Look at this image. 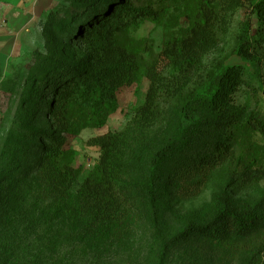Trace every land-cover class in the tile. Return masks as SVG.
<instances>
[{"label":"trees","instance_id":"obj_1","mask_svg":"<svg viewBox=\"0 0 264 264\" xmlns=\"http://www.w3.org/2000/svg\"><path fill=\"white\" fill-rule=\"evenodd\" d=\"M63 1L65 8L50 21L71 45L50 52L25 78L33 115L16 137L9 135L12 166L3 177L19 176L20 170L32 176L37 198L27 211L52 235L50 246L66 243L99 258L128 246L144 221L152 232L149 264H168L191 239L247 250V264H264V193L253 204L235 197L238 189L264 181V115L234 101L246 84L243 65L221 62L200 74L204 56L219 46L228 18L244 3L256 28L240 39L234 54L260 62L264 0H182L180 13L170 18V10L155 8L154 0ZM144 22L167 33L161 58L173 71L170 80L143 57L145 41L130 35ZM195 75L198 80L187 87ZM141 78L149 82L144 102L124 129L88 140L99 157L73 192L81 170L73 166L70 140L101 129L118 109V90ZM259 89L264 94V82ZM35 113L43 115L46 129L36 127ZM224 167L226 184L211 204L180 213L183 227L167 235L161 213L166 197L195 194ZM3 204L0 197V215ZM2 256L11 264L7 249Z\"/></svg>","mask_w":264,"mask_h":264},{"label":"rangeland","instance_id":"obj_2","mask_svg":"<svg viewBox=\"0 0 264 264\" xmlns=\"http://www.w3.org/2000/svg\"><path fill=\"white\" fill-rule=\"evenodd\" d=\"M63 0H0V197L3 214L0 215V264H7L2 253L7 249L11 264H149V250L152 247V232L146 222L137 223L132 242L125 247L114 248L99 258L86 255L83 251L64 243L54 250L40 218L28 214V209L37 196L32 193V176L25 178L10 174L11 154L8 153L9 135L20 132L25 119H30L33 109L25 102L28 86L24 84L44 57L50 52L66 49L71 45L67 33L55 30L50 21L51 14L63 11ZM167 7L169 18L180 13L182 0H154V7ZM64 14H61L63 18ZM226 32L220 34L219 46L207 53L200 68L201 73L211 71L217 64L243 65L246 68V84L235 94L237 105L248 111H258L264 115V94L259 87L264 82V46L258 50L260 62H247L234 54L240 39L249 37L251 29L256 28V18L250 5L244 3L235 9L228 18ZM184 20L180 21L183 26ZM130 35L145 41L143 57L154 63L167 79L174 74L161 58L163 40L167 33L160 26L144 22L139 28L131 29ZM74 51L73 48L69 49ZM198 76L191 77L187 87H192ZM149 82L141 78L136 84L122 87L117 92L118 109L110 115L101 129H87L70 140L75 150L73 166L80 167L81 173L73 185V192L92 170L99 157V148L90 146L88 140L106 132H118L132 120L136 110L145 99ZM170 107L172 101L164 100ZM35 125L46 129L43 115L36 113ZM13 137V136H12ZM11 139V138H10ZM228 168L218 169L206 184L195 194L168 196L161 206L162 223L167 235H173L183 227L179 214L183 211L198 212L211 204L214 193L226 184ZM31 183V184H30ZM264 193V181L257 185L238 189L237 199L255 203ZM247 250L225 249L208 242L191 239L174 250L168 264H247Z\"/></svg>","mask_w":264,"mask_h":264}]
</instances>
